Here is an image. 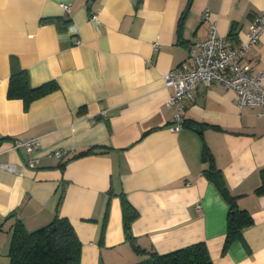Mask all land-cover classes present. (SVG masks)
I'll return each instance as SVG.
<instances>
[{"label":"crops","instance_id":"obj_1","mask_svg":"<svg viewBox=\"0 0 264 264\" xmlns=\"http://www.w3.org/2000/svg\"><path fill=\"white\" fill-rule=\"evenodd\" d=\"M205 9L236 43L264 0H0V162L20 170L0 168V264H11L17 220L34 231L55 216L75 230L80 264H136L147 257L136 245L166 253L201 241L213 264H264V107H239L234 90L199 82L183 127H168L176 107L163 76L207 37ZM13 61L31 86L53 88L26 107L8 98ZM244 62L264 75V34ZM32 138L37 167L10 149ZM204 144L252 219L225 250L228 205L203 173ZM123 199L135 212L127 229Z\"/></svg>","mask_w":264,"mask_h":264},{"label":"trees","instance_id":"obj_2","mask_svg":"<svg viewBox=\"0 0 264 264\" xmlns=\"http://www.w3.org/2000/svg\"><path fill=\"white\" fill-rule=\"evenodd\" d=\"M53 88V83L31 86L27 72L13 61L7 87L8 98H20L24 105L28 101ZM91 151L89 148L86 152ZM202 160L207 162L203 173L214 184L228 205L227 235L224 250L233 240L240 239L243 229L251 224L250 215L240 209L235 197L230 194L220 170L214 163L208 147L204 144ZM257 193H264V169L261 170V184ZM133 207L123 199L124 225L128 228L134 215ZM138 252L145 253L146 259L136 264H213L203 241L166 253L146 250L134 246ZM11 264H80L81 243L68 219L55 216L42 227L28 231L20 220L15 222L11 232L9 252Z\"/></svg>","mask_w":264,"mask_h":264},{"label":"built area","instance_id":"obj_3","mask_svg":"<svg viewBox=\"0 0 264 264\" xmlns=\"http://www.w3.org/2000/svg\"><path fill=\"white\" fill-rule=\"evenodd\" d=\"M61 7L67 12L71 8L67 3H62ZM203 17L209 20L207 37L190 48L189 60L163 76L165 86L171 88L166 103L176 107L174 119L168 126L171 131H179L183 127L184 102L191 97L199 82L208 85L212 81H218L234 90L239 107H264V75L255 72L244 62L249 48L257 44L264 34V11L253 15L245 38L236 43H231L227 36L217 32L216 22L210 19L209 9L203 11ZM90 19L93 23H98L96 13H92ZM76 43L79 44L80 39H77ZM39 147L38 138L25 141L15 139L10 149L24 148L28 154L27 165L37 167L39 159L35 151ZM67 153V150L61 149L50 151L51 155L60 160L64 159ZM0 168L13 173L20 171L18 165L12 162H0ZM196 208H199V205H196Z\"/></svg>","mask_w":264,"mask_h":264},{"label":"water","instance_id":"obj_4","mask_svg":"<svg viewBox=\"0 0 264 264\" xmlns=\"http://www.w3.org/2000/svg\"><path fill=\"white\" fill-rule=\"evenodd\" d=\"M199 131V129H197Z\"/></svg>","mask_w":264,"mask_h":264}]
</instances>
